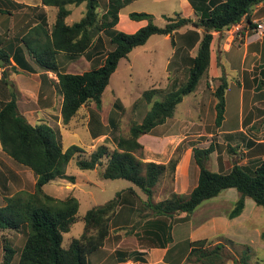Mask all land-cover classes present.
Returning <instances> with one entry per match:
<instances>
[{
  "label": "trees",
  "instance_id": "trees-1",
  "mask_svg": "<svg viewBox=\"0 0 264 264\" xmlns=\"http://www.w3.org/2000/svg\"><path fill=\"white\" fill-rule=\"evenodd\" d=\"M132 1L108 0L106 11L101 13L98 0H40L41 4L56 9L54 21L47 27L43 16L38 24L22 36L20 41L23 46L13 53V60L25 71H33V67L25 59L24 52L39 68L55 73V85L62 97L60 119L63 125H67L82 106L94 103L99 108L102 93L119 60L127 57L133 48L144 45L151 35H169L174 45L173 34L178 29L184 26L201 29V34L197 30L188 29L182 35L189 48L197 44L194 56L185 60V80L180 84L173 80L161 99L154 98L161 91L159 88L144 90L142 97L150 107L141 121L131 123L127 134L116 138L114 147L102 143L88 156H83L82 148L76 144L63 149L60 136L48 124H31L19 112L17 95L11 91L9 100L0 106L1 149L11 159L29 168L35 176L32 191L19 190L5 196L4 203L0 205V230L22 229L25 232V240L18 250L15 264H88L87 256L104 245L112 217L121 204L128 203V198L132 204L136 203L139 210L136 224L143 222L144 228L151 230L148 234L152 236L150 240L154 247H165L171 242L170 231L175 218H188L202 201L217 196L224 189L235 188L238 192L229 218L241 213L246 198L252 199L264 209V158L253 165L236 163L226 172L214 171L206 166L210 154L216 149L212 142L205 148H192L198 178L191 191L187 194L172 191L164 199L154 202V187L162 176L169 175L173 180L179 157H171L167 163L144 161L140 156L143 145L139 141L141 135L150 133L155 126L172 117L183 96L194 91L211 63L214 33L229 29L243 17L251 25L248 17L251 8L264 0H209V3L206 0H189L196 17L182 16L178 12L172 16L163 15L165 23L162 26L153 22L150 13L131 12L128 14L131 20H144L146 23L133 33L115 31L113 27L118 22L119 11ZM82 3L85 4L82 17L71 24L66 23L65 19L70 14L68 6ZM101 33L109 34L107 36L113 48L107 51L98 66L81 73L59 70L56 62L59 52L75 58L89 49ZM0 59L5 64L9 62L8 55L3 52H0ZM41 77L44 78V74ZM216 79L213 92L214 124L218 127L223 120L228 80L224 72ZM73 158L79 169L100 166L102 178L130 181L145 198L131 186L117 191L111 199L91 207L78 218L79 201L75 196L58 198L44 190L45 184L51 180L68 177L65 167ZM70 178L73 179L72 176ZM79 219L84 224L83 232L79 237L72 238L67 246H63V234ZM229 243L233 247L234 242L229 240ZM187 244L190 247L187 260L196 264H226L228 261L264 264L263 261H248V246L237 256L224 242L212 244L211 240L201 238L188 241ZM3 250L2 263L10 264L16 250L6 244ZM131 259L122 253L118 261Z\"/></svg>",
  "mask_w": 264,
  "mask_h": 264
},
{
  "label": "rangeland",
  "instance_id": "rangeland-1",
  "mask_svg": "<svg viewBox=\"0 0 264 264\" xmlns=\"http://www.w3.org/2000/svg\"><path fill=\"white\" fill-rule=\"evenodd\" d=\"M98 1L99 10L104 11L106 9V0ZM69 8L71 9V13L66 20L69 23H72L82 17L85 10V4L82 3L78 6L70 5ZM50 9L55 10L53 7H50ZM131 12H146L152 14L153 22L158 26H162L165 23L163 15L172 16L174 13L178 12L181 13L182 16H186L181 0H133L120 11L119 22L117 26L113 27L115 31L133 33L139 28L138 22L129 19L128 14ZM48 17L49 19H53L51 13ZM188 28L196 30L191 26ZM107 35L109 34L102 33V45L98 47L99 52L94 56L92 61L86 60L84 56H80L76 60H69L65 57V55L60 54L56 61L57 64L69 73H81L91 67L98 66L107 51L113 48ZM196 50L197 48L195 46L194 50H192V55L195 54ZM172 51L173 48L171 38L165 37V35L161 34L151 35L144 45L133 48L128 53L127 57L119 60L116 70L111 74L109 83L105 91L102 93L99 108H97L94 103L86 104L81 107L79 113L67 125H63L58 115V107H55L50 114L51 118L48 122L60 136L62 145L68 146L71 144L70 142L75 141L74 144H77L82 148L83 156H88V154H90L102 143L107 144L111 148L114 147L116 138L118 136L126 135L130 124L133 122H140L145 112L149 109L150 105L142 97L144 90L154 87L159 88L161 91H158L154 98L161 99L168 91V87L173 80L176 84H180L185 80L187 65L183 62L179 64L178 69L173 68V66L169 67L170 76L168 79L169 81L167 80L166 76L168 72L165 70V65L167 60L172 56ZM179 54H184V52ZM176 60H180V57L179 59L176 57ZM213 62L214 56L212 54L208 74L210 76H219L222 72L226 71L228 83L229 81H232L236 72L230 70V65L227 64L225 59L221 60L222 67H215ZM205 79L206 77L203 76L199 80L196 90L193 93L183 96L182 101L176 106L175 113L172 117L168 118L163 124L157 125L154 129H152L151 133L140 136L139 141L143 143V150L140 156L144 161L167 163L171 157H179L177 164L182 158L183 164L185 167L189 168L190 175L193 176L195 174V167L197 169V166L195 165L193 159V153H186L185 149L188 147L193 148V146L205 148L210 142L215 144L216 150L210 154L206 163V166L209 169L214 171L226 169L227 171L230 169V164H228L225 169L224 167H221L223 158H228L229 163L238 160L237 158L239 152L237 151V147L233 146L236 151V153H234V151L227 147L229 144H227L228 142L226 143L224 137L218 138L216 136H212L211 140H209L210 138L206 135L211 129L215 128V125L213 123V110L206 107V105L204 108H201L200 106V98L207 104L211 97L209 89L204 90L201 95L198 93ZM233 89L235 90V94H233ZM237 92L238 89L235 85H232V89L230 90L231 96H229L230 106L236 103L234 97L237 95ZM92 114L97 116L96 120H98V122L93 119ZM199 114L201 119L198 116ZM198 118L201 121L199 125L197 124ZM185 132H187L186 135L192 134V136L179 141L177 145L173 143V145H176L173 151L171 148L166 149L163 147L162 149H159L155 147L152 142H150V138L152 136L168 135L175 138H181ZM201 133L202 135H199ZM93 135L96 136L94 139L90 137ZM203 141L206 142L201 144ZM8 158L17 167H20L21 169L23 168L26 173H32L29 168L14 161L10 157ZM100 170V166H97L94 169H79L76 166L75 159L73 158L65 167V174L68 177H64L63 180L55 179L50 181L44 186V190L49 194L54 192L56 196L60 198L67 195L75 196L79 201L77 211L78 218L82 217L91 207L101 205L111 199L117 191L124 190L131 186L137 189V191L141 193V196L145 198V195L130 181L125 179L102 178ZM70 176H72L73 179H71ZM25 179V187L29 190H33L29 177L25 176ZM56 182H60V184H57ZM159 182L160 183L154 187L152 195L153 200L154 195H158L162 184H164V186H171V176H162ZM229 190H232L234 194L238 196V192L235 188ZM230 192L231 191H224L221 195H219L225 198V202L223 201L221 203H217L214 199H212L216 196L212 197V200L207 199L202 201V205H200V207H196L188 218L180 220L175 218L172 221L173 225L177 222L179 223L173 233L170 231L171 241H173L172 243L177 242V247L175 249L181 250L185 247L189 241L187 240L188 235H190L189 237L194 240L204 236L210 237V235H213L212 238L209 239L212 244L217 243L219 239L220 242L227 243L232 253L237 256L246 250L245 246H248L250 248V251L247 253L248 261L250 263H255L257 261L264 262V249L259 248L260 246H255L253 250L251 247L252 245H258L259 243L264 242V236L261 235L264 234V209L261 206L256 205L251 199L253 207H250V209L248 207L247 209L250 210L249 215L251 217L245 223V225H247L250 229V233L248 234L249 237L244 235L245 238L249 239L251 244H240L230 240L228 237L225 238L222 236L214 238V235L217 234V231L221 227L219 224H217L216 227L215 225L213 226V223L207 222L208 220L206 219L211 215L218 217L221 211L226 214L230 209H232L235 202L232 200ZM138 218L139 213L137 220ZM216 219L218 220L219 218ZM136 221L133 222L132 225L134 226L132 228L123 227L122 230H134L135 228H138L139 225L136 224ZM113 224H115V222ZM83 227L84 224L81 219L75 221L70 230L63 234L62 245L67 246L72 238L79 237L83 232ZM24 234L25 232L22 229L17 231L12 229L3 230L0 237V244L2 242L3 245L6 244L12 246L16 250V254L13 256L10 264H15L17 261L18 250L21 248L25 240ZM172 236L174 240H172ZM244 236L242 237L238 234L239 238H244ZM231 238L234 239L233 237ZM229 240L234 242L233 247L230 245ZM134 251L136 253L133 254V256L137 255V251ZM3 253L4 250L0 247V264H3ZM105 254V250L100 249L88 256V262L92 264L93 261L98 258L101 259ZM115 259L116 256L112 254L105 260L106 262H104V260L103 262L104 264H114L116 262ZM138 259H140L139 256H134L131 260L134 263L139 264L137 262ZM156 260H150V262L153 263ZM184 264L196 263H193L186 258ZM226 264L237 263L228 261Z\"/></svg>",
  "mask_w": 264,
  "mask_h": 264
},
{
  "label": "crops",
  "instance_id": "crops-1",
  "mask_svg": "<svg viewBox=\"0 0 264 264\" xmlns=\"http://www.w3.org/2000/svg\"><path fill=\"white\" fill-rule=\"evenodd\" d=\"M107 1L108 0H106L105 4L107 3ZM195 2H198V0H195ZM205 2L209 3V0H206ZM181 4L184 8L186 17H196L194 8L189 0H181ZM105 11L106 9L100 12L104 13ZM120 11L118 13V16L120 15ZM50 13L53 16V19H49L48 15H50ZM55 14L56 9L51 10L49 6L41 4L40 0H0V52L7 54L9 59L8 63L5 64L3 62L2 64H0V106L4 102L9 100L11 91L15 92L17 95L18 110L22 115L26 117V119L31 124L46 123L49 125L48 120L51 118L50 114L55 107H58V115L60 117V105L62 97L55 85L57 82V77L54 72L44 71L39 68L26 52H24L25 59L33 67V71H25L21 69L13 60V53L16 49H19L23 46L20 40L30 28L38 24L43 16L46 19L47 27H49L54 21ZM248 17L251 20V25H249L247 23V19L243 17L240 21L241 25L244 26V29L240 33L233 34L228 30L215 32L212 42L211 55L213 54L214 56L213 65L215 67H222L221 60L225 59L227 64L230 65V70L236 72L235 77L232 78V81H229L228 86L225 90V110L223 120L220 126H215L214 129H211L210 132L206 134L210 138L209 140H211L212 136H216L218 138L224 137L226 143L228 142L227 144L229 145H227L226 143L225 144L227 145V147L232 148V151L234 150V147H237V151L239 152L237 158L238 160L229 163L228 158H223L221 167H224V169L228 164H230V168L236 163L238 165H253L258 160L264 158V35L258 40L248 39L252 28L255 26V23L257 21L264 20V1L253 5ZM119 19L120 16L118 17V22ZM65 21L66 23L71 24L66 19ZM135 22L139 23L138 27L146 23V21L144 20ZM117 24L115 26H117ZM188 27L190 26H184L178 29L173 34L175 44L172 45V56L167 60L165 65V70L168 72L166 76L167 80L170 76L169 67L173 66V68L178 69L179 64H181L182 62L186 64L185 60L189 56H194L192 55V50H194L195 46L197 48V44L189 48L187 44H185V40L182 36L188 29H190ZM196 30L199 34H201V29L198 28ZM165 37L170 38L169 35H165ZM101 45L102 33L99 35V38L94 40L92 46L83 54L75 58H71L65 53L59 52L56 55V61L60 54L65 55V57L69 60H76L78 57L84 56L86 60L92 61L94 59V56L99 52L98 47H100ZM182 52H184V54H179ZM176 57L177 59H179L180 57V60H176ZM58 67L60 71L66 72L65 69L61 68L59 65ZM2 73H4V76H2ZM224 73L226 75V71H224ZM42 74H44V78L41 77ZM203 76L206 77V79L198 93L201 95L204 90L209 89L211 97L208 100L207 104L203 102L201 98V102H199L201 108H204L206 105V107L213 110L214 123L215 97L213 96V92L217 84L216 78L219 76H210L208 74V70ZM232 85H235V87L238 89V92L234 97L236 103L230 106L229 96H231L230 90L232 89ZM196 87L194 91L196 90ZM233 94H235V90ZM198 116L201 119L200 114ZM92 117L94 120L97 119V116L95 114H92ZM199 118L197 122L198 125L201 123ZM96 121L98 122V120ZM186 133L187 132H185L181 138H175L168 135L152 136L150 138V142H152V144L159 149H162L164 147L166 149L171 148L173 151L179 141L192 136V134L186 135ZM199 135H202V133ZM90 137L94 139L96 136L93 135ZM204 142L206 141H203L201 144H204ZM70 143L74 144L75 141ZM173 143H175L176 145H173ZM141 144L143 145V143ZM68 146L62 145L63 149L67 148ZM199 148L201 147L199 146ZM185 150L186 153H192V147H188ZM234 153H236V151H234ZM8 157L9 156L1 149L0 145V205L4 203L3 198L5 196L12 195L19 190L32 191L25 187V176L29 177V179L31 180L32 188L35 182L34 174L30 172L26 173L23 168L21 169L20 167H17ZM197 169L195 167V174L191 176L189 168L185 167L181 158V161H179V163L175 167L171 186H164V184H162L158 195H154V202L164 199L172 191L183 194L189 193L197 183ZM215 171L226 172V169ZM55 179L63 180L64 178ZM56 183L60 184V182ZM158 183L160 182L158 181L157 184ZM229 189L232 188L222 190L215 198L212 199H214V201L217 203H221L225 198L219 195H221V193L224 191H231V198L235 202L238 196H236V194H234V192ZM135 190L137 191V189ZM137 193L141 196L140 192L137 191ZM52 195L57 197L54 192L52 193ZM251 200L250 198L245 199L244 208L236 217H228V214L231 210L230 209L226 214L224 212L222 213L221 211L218 217L211 215L206 219L208 220L207 222L213 223V226L215 225L216 227L217 224H219L221 227L217 231V234L214 235V238H219L222 236L225 238L228 237L230 240H233L234 242H238L240 244H251L249 239L245 238V236H248V234L250 233V229L247 225H245V223L251 217L249 215L250 210H247L248 207L249 209L250 207H253V204H251ZM201 203L197 207H200V205H202ZM138 213V207L135 205V203L132 204V200L130 198H128V203H123L117 208L115 215L110 221L109 235L107 236L104 245L98 249L105 250L106 254L101 259L98 258L93 261L92 264H104V262H106L105 260L112 254L116 256V262L114 264H120L122 262L118 260L119 255H121L122 253H124L127 258L139 256L140 259H138L137 261L139 264L185 263V260L190 251V247L188 244H186L185 247L181 250L175 249L177 247V242L172 243L173 241L169 242L165 247H154L150 240L152 236L148 234L151 230L145 229L143 222L138 226V228H135L134 230H122L123 227L132 226L133 222L137 220ZM216 218L219 219L217 220ZM114 222L115 224H113ZM178 225L179 223L177 222L172 226V233ZM2 233L3 230H0V237ZM238 234L242 237L244 235L245 236L244 238H239ZM189 236L190 235H188L187 240H194ZM212 236L213 235H210V237L204 236L202 238L211 239ZM231 237H233L234 239H232ZM172 240H174L173 236ZM217 242H220L219 239ZM3 246L4 245L1 242L0 247L3 248ZM255 246H260L259 248L264 249V242L259 243L258 245H252L251 247L253 250ZM98 250H96L95 252H97ZM134 250L137 251V255L133 256V254L136 253ZM168 251L171 252L169 253ZM93 253L89 255H92ZM154 259L157 260L153 263L150 262V260L152 261ZM88 264L90 263L88 262Z\"/></svg>",
  "mask_w": 264,
  "mask_h": 264
},
{
  "label": "built area",
  "instance_id": "built-area-1",
  "mask_svg": "<svg viewBox=\"0 0 264 264\" xmlns=\"http://www.w3.org/2000/svg\"><path fill=\"white\" fill-rule=\"evenodd\" d=\"M244 29V26L241 25V21L233 24L228 31H231L233 34L240 33ZM264 35V20L257 21L255 26L252 28L249 35V40H258ZM120 264H136L132 260L124 261Z\"/></svg>",
  "mask_w": 264,
  "mask_h": 264
},
{
  "label": "water",
  "instance_id": "water-1",
  "mask_svg": "<svg viewBox=\"0 0 264 264\" xmlns=\"http://www.w3.org/2000/svg\"><path fill=\"white\" fill-rule=\"evenodd\" d=\"M3 63V61L2 60H0V64H2Z\"/></svg>",
  "mask_w": 264,
  "mask_h": 264
}]
</instances>
